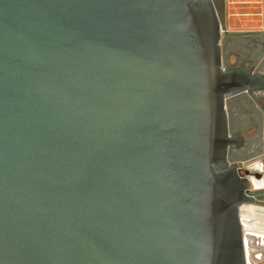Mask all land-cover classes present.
<instances>
[{"label":"water","instance_id":"water-1","mask_svg":"<svg viewBox=\"0 0 264 264\" xmlns=\"http://www.w3.org/2000/svg\"><path fill=\"white\" fill-rule=\"evenodd\" d=\"M241 33L213 0H0V264H264V156L230 160L227 101L264 91L223 64Z\"/></svg>","mask_w":264,"mask_h":264},{"label":"rangeland","instance_id":"rangeland-1","mask_svg":"<svg viewBox=\"0 0 264 264\" xmlns=\"http://www.w3.org/2000/svg\"><path fill=\"white\" fill-rule=\"evenodd\" d=\"M213 1L224 28L233 32H251L227 35L221 39L224 66L247 65L264 74V35L257 34L262 27L264 31V0ZM227 107L229 123L234 133L241 131L238 134L246 138L248 143L253 141L257 145L261 144L264 141V91L256 96L243 93L233 97L227 101ZM262 149L263 146L259 145L253 153L243 152L240 161L255 157ZM236 156L234 150L230 152V160ZM249 186L251 187V183ZM256 205L264 207L263 202H257ZM246 210V207L242 209V215ZM249 218L254 222L250 225L257 226L259 218L255 215Z\"/></svg>","mask_w":264,"mask_h":264},{"label":"bare ground","instance_id":"bare-ground-1","mask_svg":"<svg viewBox=\"0 0 264 264\" xmlns=\"http://www.w3.org/2000/svg\"><path fill=\"white\" fill-rule=\"evenodd\" d=\"M251 169H252V167H251ZM251 183H252V187H254V188H261L263 186L262 182L257 181L255 179H252ZM246 208H247V210L243 215H242V210H241V216L243 219L244 227H245L246 231L254 232L255 234H257L259 236L258 239L261 240V242L264 244V208L260 207V206H246ZM253 215H255L256 217L259 218L257 221V223H258L257 226L250 225V224H252L253 221L250 223L245 222L246 219H248L249 217L253 218ZM253 224H254V222H253ZM261 249H262L261 247H259V248L255 247V246L253 247V251L255 253H260ZM263 257L264 256L262 255V258ZM251 259H252L251 264H262L261 263L262 261L256 260L254 256H252Z\"/></svg>","mask_w":264,"mask_h":264},{"label":"crops","instance_id":"crops-1","mask_svg":"<svg viewBox=\"0 0 264 264\" xmlns=\"http://www.w3.org/2000/svg\"><path fill=\"white\" fill-rule=\"evenodd\" d=\"M257 34H259V35H264V31H263V27L261 28V30L260 31H257ZM228 108V107H227ZM232 111H234V108L232 109ZM229 112V111H228ZM229 127H230V131H231V133L233 132V134H236V133H241V131H236V133H234V131L232 130V128H231V126H230V123H229ZM242 137V136H241ZM244 139V146L242 147V148H240L237 152H236V157L235 158H232L231 159V161H233V162H239L240 160H242L241 159V154L244 152V153H253V151L259 146V145H261V146H263V149H262V152L261 153H259V154H257V155H255V157H252L251 159H248L247 161H252V160H255V159H261V158H263V156H264V141H262V143L260 144H258L257 145V143H255V142H250V143H248L247 142V140H246V138H243ZM241 162V161H240ZM261 168H262V166L259 164V163H257V164H255L254 166H252V169H254V170H256V171H258V170H261ZM245 222H248V223H250V222H252L251 221V219L250 218H248V219H246V221Z\"/></svg>","mask_w":264,"mask_h":264},{"label":"flooded vegetation","instance_id":"flooded-vegetation-1","mask_svg":"<svg viewBox=\"0 0 264 264\" xmlns=\"http://www.w3.org/2000/svg\"><path fill=\"white\" fill-rule=\"evenodd\" d=\"M233 151V150H232ZM235 152H237L238 150H234ZM254 170V169H253ZM251 185H252V183H251ZM264 208V207H263ZM260 253H262L261 255H263L264 256V248H262L261 249V251H260ZM263 260H264V257H263ZM264 262V261H263Z\"/></svg>","mask_w":264,"mask_h":264},{"label":"built area","instance_id":"built-area-1","mask_svg":"<svg viewBox=\"0 0 264 264\" xmlns=\"http://www.w3.org/2000/svg\"><path fill=\"white\" fill-rule=\"evenodd\" d=\"M250 187V186H249Z\"/></svg>","mask_w":264,"mask_h":264}]
</instances>
